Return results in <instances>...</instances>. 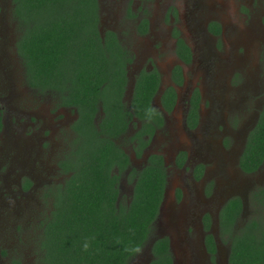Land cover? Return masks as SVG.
Here are the masks:
<instances>
[{
	"label": "flooded vegetation",
	"instance_id": "af4514ba",
	"mask_svg": "<svg viewBox=\"0 0 264 264\" xmlns=\"http://www.w3.org/2000/svg\"><path fill=\"white\" fill-rule=\"evenodd\" d=\"M2 1L6 8L13 10V0ZM96 1L100 41L113 36L115 45L129 54L120 100V107L127 114V127L117 137L110 138L115 146L111 173L117 176L116 202L130 203L139 174L151 167L150 158L160 162L165 181L158 215L146 240H150L152 246L149 250H143L142 246V253L132 257L129 264L133 261L134 264H149L154 243L162 239L167 242L172 264H229L228 222L222 225L224 221L220 215L224 214L226 203L235 196L242 200V214L245 204L256 202L250 195L261 187L256 186L255 175L264 161L247 172L239 165V159L264 107V0H235V11L238 9L242 16L240 23L234 18L236 12L225 8V0H184V7L193 6L187 9L186 18L184 16V21L189 22L185 23L189 27L186 38L172 24L165 32H155L159 21L152 26V20L146 16V5L151 0H138L142 5L139 11H132L131 0ZM214 1L218 6L209 7ZM224 13L228 20L223 19ZM178 16L174 7H169L168 14H164L169 23ZM125 24L129 39H124ZM4 31V24H0V33ZM5 44L7 42H0V47ZM130 67H134L131 73ZM153 71L157 73L158 84L151 104L160 113L161 122L156 118L139 119L132 105L138 78L144 77V72ZM24 79L26 82V77ZM171 91L173 98H167ZM46 92L42 102L44 112L33 111L26 117V123L19 120L20 125L17 118L10 119L14 129L18 125L21 127V135L27 124L34 128L29 132L39 151L35 159L30 160V170L36 175H23L28 157L26 142L16 144V151L11 140L4 143L6 148L17 153L12 161L18 170L17 192L9 190L12 199L5 201L16 204L19 210L28 200L37 202L34 195L40 197L43 204L49 202L41 223L52 209V189L63 184L68 176L67 165L84 150L83 136L78 133L82 119L77 110L61 105L58 95L53 97L50 91ZM251 98H254L251 105H241ZM51 104L66 110L64 121L54 119L49 110ZM238 105L241 107H236ZM174 114L179 115L180 122L169 125L167 138L159 139L157 134ZM251 115L252 120H247ZM102 117L100 110L92 118L96 126ZM0 121L1 134L5 127L3 111ZM247 121L245 127L235 133ZM49 129L50 136L58 138L50 151L54 156L52 174L62 176V180L56 182L44 180L43 170L36 162L39 152L49 144L50 137L46 133ZM19 135L18 141L23 139ZM234 164L237 166L233 168Z\"/></svg>",
	"mask_w": 264,
	"mask_h": 264
},
{
	"label": "trees",
	"instance_id": "16d2710c",
	"mask_svg": "<svg viewBox=\"0 0 264 264\" xmlns=\"http://www.w3.org/2000/svg\"><path fill=\"white\" fill-rule=\"evenodd\" d=\"M12 3L20 31L17 52L26 82L38 91L58 95L60 104L74 107L82 119L78 133L83 136L84 150L67 165L63 184L50 193L53 205L42 221L39 264H129L135 255L125 248H142L146 242L158 215L165 182L160 162L150 158L151 167L139 174L130 203L116 202L117 176L111 173L115 146L110 138L127 127L120 100L129 54L115 45L113 36L100 41L96 0ZM143 75L133 91L135 113L139 119L156 118L161 122L160 113L151 104L157 73ZM173 93L167 98H173ZM100 110L103 117L96 126L92 118ZM263 161L264 107L239 165L250 172ZM250 197L264 213V187H258ZM241 211L242 200L235 196L220 215L222 225L228 222L229 264H264V214L251 217L236 231ZM167 247L163 239L155 242L149 264H172ZM13 264L23 263L15 260Z\"/></svg>",
	"mask_w": 264,
	"mask_h": 264
},
{
	"label": "rangeland",
	"instance_id": "374dc122",
	"mask_svg": "<svg viewBox=\"0 0 264 264\" xmlns=\"http://www.w3.org/2000/svg\"><path fill=\"white\" fill-rule=\"evenodd\" d=\"M131 2L133 6L132 11H139L142 5L138 4V0H131ZM208 5L209 7L211 5L215 6L217 3L214 1ZM224 5L227 9L236 10L235 0H225ZM2 7L3 9L0 13V24H4L5 31L3 34L0 33V42L2 44L3 41H5L7 44H5L3 48L0 47V112H4L5 118V127L0 134V215L2 216V223L0 225V247L4 254L0 255V264H10L15 260L21 261L23 264H39V258L41 255L39 245L42 233L41 220L43 219L44 214L48 211L49 202L43 204L40 197L37 196L36 198L34 195V198L38 201L36 202L35 200L33 202L32 200H28L27 204L19 210L16 207V204H8V201L5 200L12 199L9 197V190L17 192L16 188L18 182H16V180H18V170L15 163L12 161V158L17 156V153L15 152L16 144L26 142L28 148L26 153V155H28L27 166L24 169L23 175H36L30 170V160H34L37 151H39V146L37 148L34 138L30 135V130L34 128H30L29 124H27L23 134L21 135L19 120H23V123H26V117L33 111L40 113L44 112L43 110L46 109L43 108L42 102L47 92L37 90L34 91V89H31L28 83L25 82L24 67L21 58L18 55L16 46L17 39L20 35V31L16 28L18 23L14 18L13 10L6 8L7 6L4 5L2 0H0V8ZM169 7H174L177 12H179L177 19H174L171 23L164 18V14H168L169 12ZM187 9H193V6L184 7V0H151L146 5V16L152 20V26H155L156 20L159 21V25L155 27V32L157 30L165 32L166 28L172 24V27L175 29L178 27V31L181 30L182 36L186 38L189 33V27L185 25V23L187 24L189 22L188 20L184 21V16L185 18L187 16ZM120 10L122 11V8H120ZM234 11H232L231 14ZM235 12L236 14L234 18L240 23L242 16L238 14V9ZM196 14L197 13H194V15ZM222 17L225 20L229 19L226 13H224V15L222 14ZM1 18H3V20H1ZM106 22L107 21H105L104 25H102L103 28L106 27ZM114 24H116V21ZM126 24L123 26L126 37L124 39H127V34H129L127 33L129 31L126 29ZM133 70L134 67L129 68L130 73ZM50 94H52L53 97H56L54 93L50 92ZM253 102L254 98H251L250 100L245 99L244 104L242 103L241 105H251ZM236 107L241 106L238 105ZM49 110H51V113L56 121H64L63 114L66 110H59L57 109V106L54 107L52 104L50 105ZM230 115L231 114L228 116L230 117ZM32 117L34 116L32 115ZM11 118H17V123H19L17 129H14L15 126L10 123ZM250 119L252 120V115L247 118V120ZM177 122H180L178 114L170 116L167 120V125L164 124L163 130L159 131L157 137L159 139L160 137L167 138L166 135L170 132L167 127L171 124L176 125ZM40 123L42 124V121H40ZM247 123L248 121L243 122L241 127H239L235 133L242 130ZM46 133L50 137L48 139L49 144L47 147L43 148L41 152H39L36 162L38 167L43 170V175L45 177L44 180L49 179L51 182L61 181L62 176L60 174H52L54 156L50 154V151L53 147H55L54 143L58 140V138L54 139L50 136V129L46 131ZM18 134H20L19 136L21 139L23 138L22 140H17ZM7 139L11 140V145L15 151L5 147L4 143ZM237 164H234L232 167H236ZM47 173H50V175H46ZM255 179L257 183L256 186L259 185L264 187V163L255 175ZM256 207V202L254 201H250L248 204H245V207L243 208L244 214H241V218L238 219L235 224L236 231H238L240 227L251 217L264 214L263 212H259L258 210L261 209ZM151 246L152 242L149 240L143 245V250H149ZM129 262L131 263L132 259H130Z\"/></svg>",
	"mask_w": 264,
	"mask_h": 264
},
{
	"label": "clouds",
	"instance_id": "9594fccd",
	"mask_svg": "<svg viewBox=\"0 0 264 264\" xmlns=\"http://www.w3.org/2000/svg\"><path fill=\"white\" fill-rule=\"evenodd\" d=\"M84 247H85V250H87L88 245L85 244ZM125 251L130 252V254H132V255H139L142 253V248L139 245H137V246L132 247L131 249L126 247Z\"/></svg>",
	"mask_w": 264,
	"mask_h": 264
}]
</instances>
